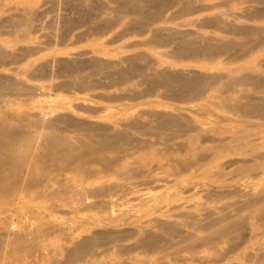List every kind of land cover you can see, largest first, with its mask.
Segmentation results:
<instances>
[{
  "label": "bare ground",
  "instance_id": "6f19581e",
  "mask_svg": "<svg viewBox=\"0 0 264 264\" xmlns=\"http://www.w3.org/2000/svg\"><path fill=\"white\" fill-rule=\"evenodd\" d=\"M18 1L22 7L0 0V264L25 262L38 241L55 231L48 213L57 210L45 204L50 198L60 197V206L75 204L72 212L93 210L99 204L109 210L120 205L118 200L111 201L112 197L121 195L123 199L140 192L133 187L136 179L150 181L153 172L166 167L170 168L166 177L150 181L152 184L168 182L169 176H175L178 183L187 182L202 169L197 177L217 183L225 178V169L234 165H238V174L264 168V152H260L264 143H255L264 139V62L248 60L264 49V25L236 21L239 17L263 20L264 0H221L228 10L216 13L209 11L219 5L209 6L204 0H90L89 7L84 0H73L76 15L61 17L62 25L71 27L62 31V37L84 22H92V28L80 33L79 39L106 35L118 25L124 28L122 37L137 29L149 38L132 46L171 45L169 53L161 56L191 62L183 69L163 66L150 51L87 60L34 58L41 49L27 44L34 32L43 30L33 26L41 15L27 0ZM232 3L250 6L239 14L232 11ZM177 19L185 21L158 26ZM226 55L224 70L193 69L198 64L211 68ZM242 60L247 62L228 66ZM52 95L55 100L42 106L44 110L33 104L41 96ZM158 95L173 102L167 105L151 100ZM192 102L198 104H176ZM211 116L258 118L262 122L207 128ZM249 127L253 129L247 131ZM169 133L186 136L178 144L185 156H174L177 150L173 157H166L167 152L155 147L152 137L164 139ZM208 166L218 170L213 173ZM234 191L241 192L242 201L214 208L201 202L190 207L181 202L178 193L165 201L167 204L158 195L138 196L133 200L142 202L143 215L135 210L111 216L110 228L97 217L87 221L89 226L73 233L77 240L67 249L68 260L52 256L50 264H101L94 259L82 262L95 257L94 247L102 244L115 249L107 264H147L149 259L151 264L189 260L211 264L216 260L207 252L221 257L236 249L240 244L237 234L246 228L252 232L253 243L264 227V187ZM68 192L71 197L64 198ZM90 198L103 201L87 205ZM83 205L87 207L81 208ZM26 214L35 226L33 239L26 236L28 224L21 233L3 231L12 225L11 218L21 219ZM96 225L103 227L93 231ZM253 246L255 251L241 255L240 260L264 264L259 255L264 241ZM184 252L188 256H183ZM126 255L127 261L123 259Z\"/></svg>",
  "mask_w": 264,
  "mask_h": 264
},
{
  "label": "rangeland",
  "instance_id": "374dc122",
  "mask_svg": "<svg viewBox=\"0 0 264 264\" xmlns=\"http://www.w3.org/2000/svg\"><path fill=\"white\" fill-rule=\"evenodd\" d=\"M68 1V2H67ZM85 6H90L91 1L90 0H84ZM97 2L103 1V0H94ZM110 0H106V3H109ZM220 2V3H219ZM6 3L10 5H17L19 1L18 0H6ZM27 3L32 4V8L35 10V12H38L41 15V18L37 19L33 22L34 27H43V30L37 33L32 34V41H30L27 45H34L39 46L41 51L34 55V58H48L52 59L54 57L61 59H71V60H87L90 58H105V57H111V56H128L133 53H138L142 51H150L151 54L156 57L158 61H162L163 66L168 65H174L177 69H183L188 68L191 66V62L189 63H181L178 62L175 59H172L170 57H162L161 54L163 53H169L171 50V45L162 46V45H153V47L150 48L152 45L147 46H132L135 42H145L149 37L146 35H140L137 33V29H133L131 33L128 32L127 35L124 37L120 36L121 31L124 29L122 26H116L106 35H85L82 39L78 38V35L80 33L89 32L92 28V22H84L81 25L74 27L72 30V33L68 36L62 37L61 33L62 31H69L71 27H66L65 25H62L63 23L61 21L62 16L67 15H76V11L73 10V5L75 3L73 0H27ZM204 3L209 6H217L219 5V8L212 9L211 13L221 12L224 10H228V7H223L221 4V0H204ZM93 4V3H92ZM69 7H68V6ZM95 5V4H93ZM110 6L114 7L115 4H109ZM250 6V4H240V3H232V11L243 14V11L245 7ZM18 7H22V4H19ZM252 7V6H251ZM175 8H172L168 10V14H171L172 11H175ZM109 15V12H108ZM233 16L230 17L231 20H234ZM184 19H177L174 20L172 23H160L158 26H177L180 23H183ZM238 23H245L246 25H264V19L260 21H252V20H246L245 18L239 17L236 19ZM186 28V27H185ZM84 30V31H83ZM208 30H212L208 29ZM56 32V33H55ZM71 32V31H70ZM51 34V36L49 35ZM57 34H60V36H57ZM47 35V36H45ZM122 37V38H121ZM78 38V39H77ZM138 40V41H137ZM102 49L103 51L98 52L97 49ZM88 51V54L85 53ZM108 55V56H106ZM227 58V55L218 60V63L216 65L212 66L211 68H202L200 64H198V67L195 65L193 66L194 70H202L205 71L206 69H209L211 71H217V70H224L226 64L224 63V59ZM255 63H263L264 62V49L261 50L258 53H255L251 59ZM223 61V62H222ZM247 61L242 60L239 62L229 64L228 66H234L239 67L243 64H245ZM189 66H188V65ZM264 64V63H263ZM193 65V64H192ZM53 93V92H52ZM264 94V93H263ZM53 100H55V96H41L39 99H37L33 104L40 106L39 108L44 110L43 107H46L49 103H51ZM151 100H154L158 103H166L167 105L169 103H172L173 101L163 98L162 95L155 96L151 98ZM70 101V100H69ZM68 101V102H69ZM81 101H75V103H79ZM180 106L185 107H194L198 103L192 102V103H176ZM142 108V107H141ZM144 108V107H143ZM159 110L163 109L162 106L157 107ZM72 110H76L73 109ZM169 110V109H167ZM60 112H65L66 110L60 109ZM70 111V110H68ZM218 111V110H217ZM67 112V111H66ZM130 112H133L132 110ZM220 112V111H218ZM78 114H82L80 112H76ZM221 116H223L224 113L220 112ZM190 114V113H189ZM225 115V114H224ZM86 116V115H85ZM236 119L232 120H225L223 117H216L211 116L208 118L209 123L207 124V128L210 127H216V129H225L229 128L234 125H238L237 123H240V121H245L249 124H257L259 122H262V120L258 118H242V117H235ZM253 121V122H252ZM253 129V128H252ZM251 127L247 129V131L252 130ZM193 133V132H192ZM191 133V134H192ZM194 134V133H193ZM172 136V137H171ZM219 137L218 135H215ZM223 138L228 136L227 134L221 135ZM38 137V136H37ZM153 141L156 143L155 147H157L164 153L166 157H173V152H176L178 150V144L184 142L186 140V136H180V135H173L172 133H169V136H167L164 139H157L155 137H152ZM170 138V139H169ZM41 139V138H39ZM167 139V140H166ZM159 142V143H158ZM256 144L264 143V139H258L255 141ZM209 144H216L209 142ZM173 148V149H172ZM170 152V153H168ZM182 151H177L176 155L174 156H180V155H186V153H180ZM260 152H264V149H261ZM239 157V156H238ZM226 159H224L225 161ZM207 169H211V171L214 173L216 172L217 166H208ZM238 168V165H234L233 167H229L225 169L226 176L222 180H219V182L216 183V181H211L209 179H206L204 177H197L199 174L203 173V169L197 171V176L189 179V181H184L182 183H178L175 180V176H169L168 182H159V183H153L150 181H154L155 179L164 178L166 177V171L170 168L166 167L165 169H160L155 172H153L150 176V181L144 178L136 179L134 182H138L133 185L135 189L140 190V192L133 193L127 197L122 198L121 195H116L115 197H112L113 202L120 203L119 206H116L115 209L111 208L108 210H103L102 206L99 204L98 208H95L93 210H81V211H75L72 212V208H76L75 204L72 206H60L61 202L59 201L60 197H53L50 198L49 201H47L45 204L48 206H54L57 210L56 212H49V220L51 221V226L55 227V231L51 233L48 237L41 238L38 243L32 248V251L30 253V256H26L25 262H20L19 264H50L52 256L55 259H59L62 261H67V249L71 246L72 242L76 241L77 238H74V234L78 229L86 228L90 225L88 224L89 221H91L93 218H100L103 219L106 224L108 223V219L111 218V216L116 217L119 214L122 213H133L135 210H137L139 216L143 215L145 213V210L143 209V206L140 204V200H133L135 198L141 197V198H149L155 195L161 196V199H163V204H167V201L173 194H180L182 197V201L184 203H187L188 206L192 207L194 203L201 202L204 203L208 208L211 207H220L224 206L228 203L242 201L243 198L240 196L241 192L234 193L235 189L240 188L246 191L255 189L260 190L264 187V168L263 169H257V170H251L244 174H238V171L236 172ZM205 169V168H204ZM192 170L189 171V174L193 176ZM146 181L145 183H143ZM141 182V183H140ZM72 192V191H70ZM71 197V194L68 192L64 198ZM103 198H90L87 201V205L90 203H94L96 200H102ZM142 203V202H141ZM104 205H107L104 204ZM136 206V207H133ZM87 207L86 205H83L81 208ZM59 210V211H58ZM189 218V217H188ZM12 220V225L5 228L3 231H14L15 233H21L24 232V225L28 224V228L26 232V236L29 239H33L35 233H31L33 231V227H35L32 224V221L28 217V215H24L21 219H18L14 217ZM9 220V221H11ZM88 221V222H87ZM87 222V223H85ZM110 223V222H109ZM111 225L107 224V228H110ZM99 226L96 225L93 226V231H96L100 229ZM11 229V230H10ZM106 229V228H104ZM264 231V227H261V229L258 231V236L254 238L253 243H256L258 241L263 240L264 241V234L262 232ZM73 234V235H72ZM237 234V233H236ZM235 234V235H236ZM240 235V244L237 246L236 249L228 252H224L223 255L216 256L214 255V251H211V253H206L208 257L215 258V262H212L211 264H249L246 262H243L240 260L241 255H246L249 253L254 252V246L253 243L250 242V237H252V232L249 228L244 229L243 231L239 232L237 236ZM71 237V238H70ZM80 239V238H79ZM227 244H222L221 247H226ZM114 248L108 245H97L94 247L93 253H95V257L88 256L84 259L82 263H84L87 260L94 259L97 262L101 264H107L110 261H112V257L114 254ZM64 251L60 256L58 255L59 252ZM183 256H188L187 253H182ZM200 255H203L200 254ZM259 255L262 256L264 259V248L259 250ZM129 256H123V259L127 261ZM153 261L150 259L147 260V264H151ZM164 263H167L166 261H163ZM86 263V262H85ZM84 263V264H85ZM70 264H75V262H72ZM78 264H81V262H78ZM179 264H198L196 261L189 260L187 262H181Z\"/></svg>",
  "mask_w": 264,
  "mask_h": 264
}]
</instances>
